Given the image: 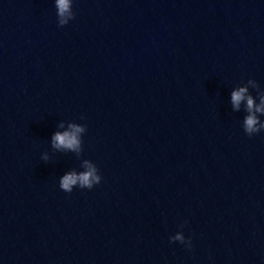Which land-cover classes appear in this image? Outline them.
<instances>
[{"label":"water","instance_id":"1","mask_svg":"<svg viewBox=\"0 0 264 264\" xmlns=\"http://www.w3.org/2000/svg\"><path fill=\"white\" fill-rule=\"evenodd\" d=\"M72 7L0 0V264H264V130L231 103L264 94V0ZM85 159L100 183L62 190Z\"/></svg>","mask_w":264,"mask_h":264},{"label":"clouds","instance_id":"2","mask_svg":"<svg viewBox=\"0 0 264 264\" xmlns=\"http://www.w3.org/2000/svg\"><path fill=\"white\" fill-rule=\"evenodd\" d=\"M72 5L73 0H55L59 26H64L70 20L75 18ZM248 83L252 84L254 88L259 90V85L254 79H249ZM258 94L260 95L261 101L259 105L255 104L253 96L248 94L247 86L237 87L231 93V103L235 110H239L241 102L246 100L247 115L243 120L242 126L248 136H252L253 134L261 132V130H264V120L260 119V116L264 115V94H260L259 92ZM81 119H85V117L81 116ZM60 127H64L63 123L60 124ZM85 131V125L69 123L67 129L56 131L52 135L51 145L56 150H72L80 152L82 151L80 134ZM42 159L44 161L49 159L47 153L42 154ZM83 166L85 168L84 171L79 173L76 171H70L60 178L59 186L62 190L70 193L74 186L91 189L95 184L100 183L102 177L99 174L97 165L91 160L85 159L83 161ZM170 240L186 243L187 246L191 247V238H188L186 241L182 231H177L175 235L170 237Z\"/></svg>","mask_w":264,"mask_h":264}]
</instances>
